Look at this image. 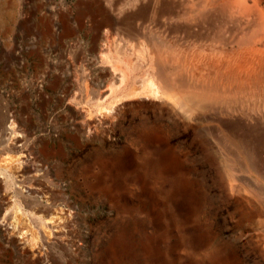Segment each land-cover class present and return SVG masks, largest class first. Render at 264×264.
Listing matches in <instances>:
<instances>
[{"label":"rangeland","instance_id":"1","mask_svg":"<svg viewBox=\"0 0 264 264\" xmlns=\"http://www.w3.org/2000/svg\"><path fill=\"white\" fill-rule=\"evenodd\" d=\"M253 1L0 0V264H264Z\"/></svg>","mask_w":264,"mask_h":264},{"label":"bare ground","instance_id":"2","mask_svg":"<svg viewBox=\"0 0 264 264\" xmlns=\"http://www.w3.org/2000/svg\"><path fill=\"white\" fill-rule=\"evenodd\" d=\"M239 5H242V4H239ZM144 7H145V5H142V7L137 8V10H136V11H138L137 14L132 15V16H128L127 18H125V16H124L121 21L123 22V20H125V19L132 20L135 17L137 18V16H139L140 18H142L141 20H143V18H144V12H143L144 11ZM231 7H233V4H232V6H230L229 9L227 7H226L227 9L226 8H221V9H225L230 14H233L235 11H239L240 13H245V12L254 13L256 15V17H257V21H256V24H255L252 32L251 33H246V34H244L241 37L242 41H246V44H247L246 50L249 53L253 52L254 50L251 48L250 45L257 43L262 38H264V11L261 8H259L254 1L252 2L250 7H248L246 5L239 6V7H236V8H234V7L231 8ZM221 9H220V11H221ZM225 10H224V12H225ZM169 12H170V8H168L166 5H164V6H162L160 8L159 11L156 12L155 15L156 16L163 15V14L168 15ZM227 12H225V13L227 14ZM0 14H1V11H0ZM124 23L128 26L129 29H134L133 26H132L133 21L132 22H124ZM160 60H162V63H160V65L156 69V71L152 72V73L151 72H146L147 73L146 77L148 78L149 81L153 82V84L161 85V87H169L171 84H173V85L176 84L177 81H178V79H177L178 76L176 74H173V73H167L165 71V67L163 66V64H164L163 63V59L160 58ZM173 85H171V86H173ZM171 88L170 89L166 88L167 90H165V91L167 93L170 92V91H173L172 90L173 88L172 89ZM188 93H190V92H188Z\"/></svg>","mask_w":264,"mask_h":264}]
</instances>
